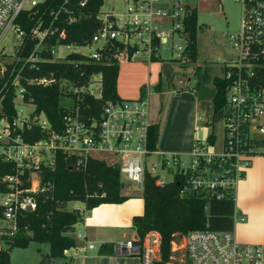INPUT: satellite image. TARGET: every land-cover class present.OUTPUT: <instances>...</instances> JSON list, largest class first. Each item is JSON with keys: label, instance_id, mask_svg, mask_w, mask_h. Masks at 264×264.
<instances>
[{"label": "built area", "instance_id": "built-area-1", "mask_svg": "<svg viewBox=\"0 0 264 264\" xmlns=\"http://www.w3.org/2000/svg\"><path fill=\"white\" fill-rule=\"evenodd\" d=\"M237 1L242 24L230 35L236 56L221 66L220 77L227 82L222 143L215 147L216 141L198 139L189 155H165L150 146L148 98L106 99L98 112H90L87 97H103L101 65L131 61L140 52L158 58L164 45L185 62L186 45L172 40L178 35L187 44V22L196 6L181 0H128L122 11L100 7L93 34L69 41L74 23L89 16L90 0H0V157L12 165L0 176V235L15 234L20 215L37 208L39 195L53 187L43 184L44 169L55 167L59 154L82 167L90 158L103 160L98 152L112 153V164L140 191L148 172L164 185L179 171L185 174L184 194L205 191L224 199L234 191L256 148L264 146V0ZM55 63L69 65L60 77ZM88 65L94 70L85 77ZM56 82L64 100H71H63L61 126L38 111L33 93L36 86ZM235 215L245 219L237 208ZM161 241L158 231L149 230L118 241L115 248L154 264ZM94 247L88 241L82 250ZM172 250V260L181 253V264H264V243L239 241L234 230L194 229L173 241Z\"/></svg>", "mask_w": 264, "mask_h": 264}, {"label": "trees", "instance_id": "trees-1", "mask_svg": "<svg viewBox=\"0 0 264 264\" xmlns=\"http://www.w3.org/2000/svg\"><path fill=\"white\" fill-rule=\"evenodd\" d=\"M104 0H90L85 8L89 13L74 23L69 41H82L93 34L92 24L95 22L96 12L102 8ZM199 28L197 9L188 18L185 58L183 66L197 63L199 49L197 33ZM178 61V59H176ZM60 68L56 73L60 77L63 67L69 66L55 63ZM87 74L93 71L88 65ZM98 70V67H95ZM104 77V94L101 99L87 97L92 104L88 111L98 112L106 99H119L118 78L120 64L101 65ZM200 68L196 67L195 74ZM76 74L73 70L70 74ZM210 70H205L203 79H209ZM215 92L212 97V122L222 119L227 99V82L220 76L213 77ZM196 90L195 87H193ZM38 111H44L54 126L62 125L64 95L60 83L52 86H36L33 88ZM10 109H13L10 106ZM210 124V122H208ZM160 128L153 124L150 129V146L156 147L159 140ZM209 142H215L216 136L210 132ZM264 145V142H263ZM12 170L10 163L0 157V176ZM51 183L52 188L46 189L38 197L37 208L23 212L19 217V230L15 234L0 235L5 239L6 247L0 249V264H13L11 251L15 247H25L31 241L48 243L50 254L43 256L41 262L51 261L53 258L65 257V251L77 246L74 235L77 224L84 218V211L80 208L68 209L70 202L81 201L85 210H91L102 203H122L131 195L124 194L125 184L119 166L108 164L98 158H90L82 167L73 164V158H65L59 154L55 167L44 169L43 184ZM185 174L181 171L164 185L157 183V176L147 173L142 191L144 199V213L133 219L138 235L143 237L149 230H156L162 237L161 256L154 264H168L173 256V241L179 240L194 229L210 228L214 230H234L236 221V199L233 191L224 199L212 198L203 192L182 193ZM102 253L113 252V244L107 243Z\"/></svg>", "mask_w": 264, "mask_h": 264}, {"label": "rangeland", "instance_id": "rangeland-1", "mask_svg": "<svg viewBox=\"0 0 264 264\" xmlns=\"http://www.w3.org/2000/svg\"><path fill=\"white\" fill-rule=\"evenodd\" d=\"M182 3H189L197 8L199 28L197 33L199 60L197 63H190L183 66L184 62L176 60L177 52L170 51L168 45L161 47L160 57L149 58L144 52H140L138 57L132 62L123 61L120 63V76L118 80V93L123 98H135L134 91L138 92L141 84H147L148 79L157 80L158 70L162 67V82L164 85V92H167L166 98L168 100L169 94L173 88H180L186 85L188 77L192 78L191 85L187 86L189 90L191 86L195 87L193 90L195 94L200 95L201 98V112H200V135L206 136V133L213 132L216 136V146L218 147L224 137V119L212 122V97L215 92L213 83L214 76L222 75V64L224 61L235 58V49L232 46L230 35L240 30L242 24V5L237 0H181ZM128 0H104L101 10L113 9L115 12L122 11ZM179 45H186V39L176 35L172 40ZM184 67V68H183ZM196 67L200 68L198 74H195ZM210 70L209 79L205 81L203 76L205 70ZM181 71H184L181 73ZM171 78L168 75H172ZM151 75V77H150ZM184 75V77H181ZM182 83H180V81ZM148 85V84H147ZM146 85V86H147ZM152 87L154 85L151 84ZM173 87H170V86ZM145 88V87H144ZM197 91V93H196ZM177 92V90H175ZM165 97V96H159ZM137 98V97H136ZM70 99L64 102H70ZM167 102V101H166ZM207 121L210 124H207ZM204 140H208L205 138ZM97 156L102 158L108 164L116 161L114 154L109 152H98ZM252 165L254 164V173L250 179L240 184L239 188H235L233 196L236 199V207L238 209H247L249 202H255V216L252 222H242L240 219L235 221L234 231L239 241L252 243L256 241H264V146L256 148V154L252 158ZM250 167V168H251ZM249 168V169H250ZM248 169V170H249ZM248 172V171H247ZM170 179V175L167 176ZM122 181L126 186L130 185L135 188L136 183L128 180L122 174ZM130 190H133L130 188ZM134 192V190L132 191ZM139 194V193H138ZM142 194V193H141ZM139 194V198H143ZM136 197V198H137ZM83 205L81 201L70 202L67 206L72 209L75 206ZM90 210H86L88 214ZM248 211V210H247ZM83 223L77 224L78 229L82 227ZM77 246L80 245L79 235H75ZM264 243V242H262ZM5 239L0 238V249L6 247ZM50 254V245L48 243H41L31 241L25 247H15L11 251V261L13 264H82V254L80 257L73 256L70 258L58 257L53 258V261L41 262L43 256ZM159 254V253H158ZM139 257L137 255H127ZM161 253L158 255L159 259ZM181 253H175L172 264H181ZM171 264V263H169Z\"/></svg>", "mask_w": 264, "mask_h": 264}, {"label": "crops", "instance_id": "crops-1", "mask_svg": "<svg viewBox=\"0 0 264 264\" xmlns=\"http://www.w3.org/2000/svg\"><path fill=\"white\" fill-rule=\"evenodd\" d=\"M132 61H128V63ZM162 67L163 65L161 64V67L158 69L161 70L158 72L157 80L154 79L153 81L149 78L147 81L148 85L141 84L140 88L137 89L138 92L134 91V95L130 96H135V98H148L151 120L153 124H158L160 128L159 140L156 145L157 148L165 155L169 153L189 155L193 151L196 141L198 139H205L209 135V133H206V136H202L199 132L202 97L194 93L193 86L190 87L193 90L186 88L191 85L192 80V78L188 77V82L186 85H182L181 89L173 88L168 92L170 94L167 100V92H164L165 87L162 82ZM183 72L181 71V73ZM170 76L172 77L173 74L168 75L169 78H171ZM181 77H184V75H181ZM179 81L182 83L181 80ZM153 83L154 85L152 87L151 84ZM170 87L173 86L171 85ZM160 95L165 97L160 98ZM152 159L156 160L158 158L152 156ZM253 173L254 164L248 170L245 177L240 180L237 189L244 179L247 182ZM138 193L141 194L142 191L138 190L136 186L133 188L130 185H125L124 194L131 195V197L122 203H102L91 209L88 214H86L84 203L82 206H75L85 213L83 220L80 222L83 223L82 227L79 229L77 227L74 233L76 236L77 234L82 235V237H79L81 246L67 249L65 251V257H80L82 254V264H142L140 257L123 255L115 248L118 241L133 238L138 234L133 219L136 215H142L144 213V199L137 197L139 196ZM236 208L240 216H245V219L241 220L242 222L248 221L250 223L257 218L254 212L255 202H249L248 206H246L247 209L242 208L240 210L238 206ZM88 241L94 242L95 247L82 250ZM262 242L264 241L252 243ZM107 243L113 244L114 251L112 253H102V250L105 249L104 245ZM74 261L73 259L71 264H74Z\"/></svg>", "mask_w": 264, "mask_h": 264}, {"label": "water", "instance_id": "water-1", "mask_svg": "<svg viewBox=\"0 0 264 264\" xmlns=\"http://www.w3.org/2000/svg\"><path fill=\"white\" fill-rule=\"evenodd\" d=\"M135 238H138V235H136Z\"/></svg>", "mask_w": 264, "mask_h": 264}]
</instances>
